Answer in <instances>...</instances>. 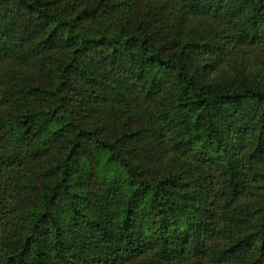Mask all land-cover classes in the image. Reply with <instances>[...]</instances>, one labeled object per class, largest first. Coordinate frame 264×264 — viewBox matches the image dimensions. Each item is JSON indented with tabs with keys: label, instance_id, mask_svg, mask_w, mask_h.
Masks as SVG:
<instances>
[{
	"label": "trees",
	"instance_id": "1",
	"mask_svg": "<svg viewBox=\"0 0 264 264\" xmlns=\"http://www.w3.org/2000/svg\"><path fill=\"white\" fill-rule=\"evenodd\" d=\"M0 264H264V0H0Z\"/></svg>",
	"mask_w": 264,
	"mask_h": 264
}]
</instances>
